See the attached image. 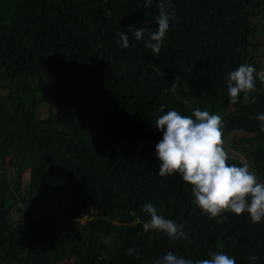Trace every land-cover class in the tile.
<instances>
[{
  "label": "trees",
  "instance_id": "16d2710c",
  "mask_svg": "<svg viewBox=\"0 0 264 264\" xmlns=\"http://www.w3.org/2000/svg\"><path fill=\"white\" fill-rule=\"evenodd\" d=\"M169 11L154 55L130 36L122 47L119 33L155 31L157 0H0V264H153L168 245L193 260L211 251L264 264V218L209 216L178 173L158 174L154 155L156 118L199 107L222 117L227 162L244 158L264 182V102L245 107L264 82L233 102L225 80L259 67L264 0H170ZM146 202L187 236L143 231Z\"/></svg>",
  "mask_w": 264,
  "mask_h": 264
},
{
  "label": "clouds",
  "instance_id": "9594fccd",
  "mask_svg": "<svg viewBox=\"0 0 264 264\" xmlns=\"http://www.w3.org/2000/svg\"><path fill=\"white\" fill-rule=\"evenodd\" d=\"M145 2L151 3V0ZM169 7L170 0H157L159 14L154 17L156 30L149 31L146 27L130 24L127 32L122 30L119 33L121 46L129 47L130 36L131 42L143 41L151 53L158 54L169 22L174 18V11H169ZM225 80L227 93L233 102L241 93L244 100H248L256 82H264V69L258 70L250 63L240 64L226 73ZM256 118L262 122L260 131H264V112L257 113ZM155 129L161 132V138L154 145V155L159 161L158 174L178 173L183 181L191 185L197 207L212 217L223 212H247L253 223L264 218V182L249 170L248 164L227 162L230 157L223 146V123L219 114L196 107L191 115H184L172 108L156 118ZM142 210L150 216L141 225L143 231L158 230L170 238L187 236L182 224L158 213L153 203L146 202ZM126 251L133 254L135 249L128 248ZM208 256L207 259L193 260L169 250L156 257L153 264H235L234 257L224 252L210 251ZM104 258L101 255L97 259ZM251 259L254 261L255 256Z\"/></svg>",
  "mask_w": 264,
  "mask_h": 264
},
{
  "label": "rangeland",
  "instance_id": "374dc122",
  "mask_svg": "<svg viewBox=\"0 0 264 264\" xmlns=\"http://www.w3.org/2000/svg\"><path fill=\"white\" fill-rule=\"evenodd\" d=\"M258 39H259L258 40V46L252 51V55L257 60L258 65H259L258 70H260V69H264V34H260ZM262 102H264V89H263L261 95L257 99H254L252 101H248L246 103L245 107L254 108V107H257ZM42 109L44 110L45 107H42ZM242 159H243V162L245 164H248L249 170L253 171L256 174L255 170L252 169L250 162L245 160L244 158H242ZM29 177H30L29 168H24V174L21 176V178L23 179V184H22V187H21V194L20 195H27V188H26L27 184L26 183H27ZM15 178H16V176L11 177L10 181L13 183ZM13 213H14V220H16V224L17 225H19L21 222L24 221V217H23L24 215L23 214H19L16 209H14ZM81 222L85 223L86 221L82 220ZM159 244L161 245V243H159ZM166 247H168V248H164V249L162 248V254H164L165 252L171 250V251H174L177 255L184 256V257L190 258V259L193 258V257H191L192 256V252L189 250V248H186L185 250H182L181 248H184V246L177 247V246H173V245H168ZM172 249H174V250H172Z\"/></svg>",
  "mask_w": 264,
  "mask_h": 264
},
{
  "label": "water",
  "instance_id": "95a60500",
  "mask_svg": "<svg viewBox=\"0 0 264 264\" xmlns=\"http://www.w3.org/2000/svg\"><path fill=\"white\" fill-rule=\"evenodd\" d=\"M240 161H241V162H243V160H242V159H240ZM243 163H244V162H243Z\"/></svg>",
  "mask_w": 264,
  "mask_h": 264
},
{
  "label": "built area",
  "instance_id": "2783aa9c",
  "mask_svg": "<svg viewBox=\"0 0 264 264\" xmlns=\"http://www.w3.org/2000/svg\"><path fill=\"white\" fill-rule=\"evenodd\" d=\"M84 220L86 221V218H84Z\"/></svg>",
  "mask_w": 264,
  "mask_h": 264
}]
</instances>
